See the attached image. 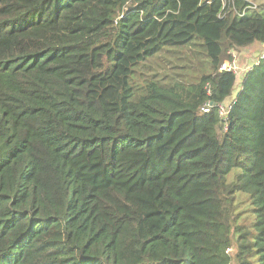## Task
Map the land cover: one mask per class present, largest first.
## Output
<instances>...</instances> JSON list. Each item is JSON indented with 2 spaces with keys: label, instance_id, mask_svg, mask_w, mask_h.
I'll use <instances>...</instances> for the list:
<instances>
[{
  "label": "trees",
  "instance_id": "trees-1",
  "mask_svg": "<svg viewBox=\"0 0 264 264\" xmlns=\"http://www.w3.org/2000/svg\"><path fill=\"white\" fill-rule=\"evenodd\" d=\"M261 6L0 0V264H264V57L219 71Z\"/></svg>",
  "mask_w": 264,
  "mask_h": 264
},
{
  "label": "rangeland",
  "instance_id": "rangeland-1",
  "mask_svg": "<svg viewBox=\"0 0 264 264\" xmlns=\"http://www.w3.org/2000/svg\"><path fill=\"white\" fill-rule=\"evenodd\" d=\"M248 1L252 2L256 6H261L262 4H264V0H248ZM248 48H250V47H248ZM173 50L175 52H178V55H180L179 56L180 60L175 59V58H170L168 55H165L162 57V55L165 54V52H164L162 54H159V56H157L159 58L156 57L157 59L152 60L150 62L151 67L153 66L154 63H156L155 67L157 68V66H159V68L157 70H160V72H162V69H163L169 73V71L175 65H178L179 67L187 65V69L185 71V74H187L188 78H190V80H192V81L198 79L200 76H202L203 74H206L209 71L210 68L208 65V60H207L206 56L204 55V53L201 54V50H199L197 48V46L195 47V49H190L188 47H185V48H180V49L173 48ZM248 50H250V52H245L246 55H244L243 50L242 51H236V52L235 51H229V52H232L231 57H232V59L235 60L236 69L234 70V72L236 73V77L238 78V80H237L238 82H236L237 84H239V80L241 79L242 75L247 71V68L250 67L251 64L253 63L252 60L254 61L258 57L259 51L261 49L258 51L251 50V49H248ZM183 57H184V59H183ZM250 59H251V61H250ZM143 69H144V74L145 73L147 74L148 73V72H146V71H148L147 67L144 66ZM147 75H150V73H148ZM137 83L140 85L142 84V79L140 76L137 78ZM238 89H239V87L236 85L234 88V91L232 92V96H231L232 100L235 97ZM229 180H232L231 176H230ZM236 212L239 214L240 222H242L243 219L248 214L251 213V208L248 205L247 196H245L244 194H239L237 197ZM231 250H232V248H229V249H227L226 252H231Z\"/></svg>",
  "mask_w": 264,
  "mask_h": 264
},
{
  "label": "built area",
  "instance_id": "built-area-1",
  "mask_svg": "<svg viewBox=\"0 0 264 264\" xmlns=\"http://www.w3.org/2000/svg\"><path fill=\"white\" fill-rule=\"evenodd\" d=\"M262 47L264 48V43L262 44ZM231 53L232 52L229 53L230 60L224 61L220 65L219 71H230L236 75V73L234 72V70L236 69L235 60L232 59ZM263 57H264V52H262L261 54L258 55V57L251 64V66L247 68V71H249L254 65H256L258 63V60L262 59ZM230 107H231V104H228L226 106L218 105V108H219L218 114L220 115V117L222 118L223 121L226 119L225 115L228 113ZM208 111H209V105H205L201 108V112H203V113H206ZM224 128H225V126H224Z\"/></svg>",
  "mask_w": 264,
  "mask_h": 264
},
{
  "label": "crops",
  "instance_id": "crops-1",
  "mask_svg": "<svg viewBox=\"0 0 264 264\" xmlns=\"http://www.w3.org/2000/svg\"><path fill=\"white\" fill-rule=\"evenodd\" d=\"M248 49H251V50H256V51H258V50H260L259 51V54H261L262 52H264V48H262V44L261 45H258V44H254V45H252V46H250V48H246V49H241L240 51H242L243 50V52H244V55H246L245 54V52H250V50H248ZM258 54V55H259ZM250 61H251V59H250ZM252 62H253V60H252ZM251 62V63H252ZM228 101H232V100H230V99H228Z\"/></svg>",
  "mask_w": 264,
  "mask_h": 264
}]
</instances>
